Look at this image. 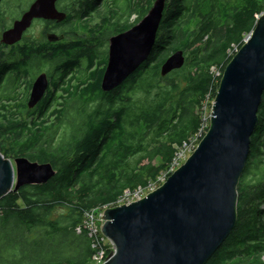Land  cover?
<instances>
[{"label": "trees", "instance_id": "16d2710c", "mask_svg": "<svg viewBox=\"0 0 264 264\" xmlns=\"http://www.w3.org/2000/svg\"><path fill=\"white\" fill-rule=\"evenodd\" d=\"M154 2L85 0L81 7L100 18L110 36L137 24ZM263 9L264 0H166L148 58L118 87L101 89L108 59L90 71L95 55H87L89 65L81 69L82 52L66 51L53 83L58 87L73 71L76 83L58 97L49 90L33 108L18 99L29 70L0 54V151L55 170L45 183L0 198V264H93L96 249L86 230H76L85 212L116 206L125 191L146 189L184 142L207 131L203 110ZM88 22L77 21L74 29L84 33ZM177 50L184 52V65L162 76L164 60ZM261 96L236 186V224L204 264H264V91Z\"/></svg>", "mask_w": 264, "mask_h": 264}, {"label": "water", "instance_id": "95a60500", "mask_svg": "<svg viewBox=\"0 0 264 264\" xmlns=\"http://www.w3.org/2000/svg\"><path fill=\"white\" fill-rule=\"evenodd\" d=\"M1 1V0H0ZM56 0H35L2 41L21 39L34 18L63 20ZM166 0H155L133 27L110 38L101 89L112 91L146 60L157 38ZM223 70L211 104L210 123L185 162L143 198L104 210L102 231L115 247L103 264H204L233 230L237 188L250 152L264 91V12ZM183 50L172 53L161 75L184 65ZM48 80L36 78L28 107L36 106ZM0 151V198L23 185L40 184L54 174L48 163L4 158Z\"/></svg>", "mask_w": 264, "mask_h": 264}, {"label": "flooded vegetation", "instance_id": "af4514ba", "mask_svg": "<svg viewBox=\"0 0 264 264\" xmlns=\"http://www.w3.org/2000/svg\"><path fill=\"white\" fill-rule=\"evenodd\" d=\"M29 1L27 6H24L25 2L21 0L0 1V40L4 31L13 27L14 22L22 17L23 13L29 9L35 0ZM83 1L85 0H56V10L66 15L63 20L34 18L19 41L13 44H5L0 41V54L4 56V51L8 49V53L15 58L13 62L22 61L25 64L23 68L29 70L28 75L24 78V83L20 87L21 94L18 99L29 100L33 84L36 78L42 74L46 75L48 85L41 100L45 99L50 92L49 90L52 89L55 97L61 94L64 95L61 89L67 86L69 82L71 84L76 83V81H73L74 71L65 76L64 81L58 87L55 86L53 81L59 76L57 62L59 58L67 53L66 51H72V53L74 51L82 52V56L78 60L81 69L88 67L89 58L87 55L90 54L95 55L90 71L101 68L104 60L107 61L110 38L113 35L109 36L106 33L103 21L100 18L93 19L90 16L92 12L87 11L86 14L83 12L84 8L81 7ZM81 14L85 15L80 17ZM86 20L89 21L88 31L83 33V31L74 29L73 24L75 22ZM37 27H39L38 35ZM83 61L85 66L81 64Z\"/></svg>", "mask_w": 264, "mask_h": 264}, {"label": "built area", "instance_id": "2783aa9c", "mask_svg": "<svg viewBox=\"0 0 264 264\" xmlns=\"http://www.w3.org/2000/svg\"><path fill=\"white\" fill-rule=\"evenodd\" d=\"M213 69L215 70L216 68H213ZM214 70H213V72H215ZM218 74H219V71L216 72V75H218ZM202 132H205V131L202 129L201 132H199L195 136H192V138H190L187 142H184L181 149L178 150L176 158L171 163V166L169 167V169H167L166 171L161 173L157 177V179L154 180V182L150 183L147 187L148 189L152 188L153 186L155 187V185H158V184L161 185L166 180L167 173L168 172L172 173L174 170L177 169V167H179L180 164H178V163L180 162V159H181L180 157L184 154V150H188V151L192 152V150L196 148L195 142L196 141L198 142V138H199L198 136H200L202 134ZM142 190H144V189H142ZM142 190H141V188H137L135 191H133L135 194H137L136 200H139L143 196ZM125 192L128 193V191H125ZM126 193H125V195H126ZM121 199L118 201V203L116 205L120 204ZM106 208L107 207L105 206L102 208L93 209V210L85 212L84 218H82V220H83L82 223L80 225H78L76 228L78 233L82 230L87 231L86 233L88 234L89 238L91 239V244H92L93 248L96 249V253L94 254V257H93V264H103L105 262V260L107 259L106 257L109 256V254L112 253L113 250H115V247L111 244V242L101 232V230H102L101 225L104 223V220L99 219V215H97V213H99V212H101V215H102L103 211ZM96 219L99 220L98 227H97L96 222H95ZM110 245H111V247H110ZM108 251H109V253H108Z\"/></svg>", "mask_w": 264, "mask_h": 264}, {"label": "rangeland", "instance_id": "374dc122", "mask_svg": "<svg viewBox=\"0 0 264 264\" xmlns=\"http://www.w3.org/2000/svg\"><path fill=\"white\" fill-rule=\"evenodd\" d=\"M6 0H4V2H5ZM21 1H24L25 3H24V6H27L28 5V3L30 2L29 0H21ZM75 11H76V9H75ZM262 12H264V9H263V11ZM134 19V17L131 19V20H133ZM39 34V27H37V35ZM247 37V36H246ZM245 37V38H246ZM9 52V50L8 49H6L5 51H4V56H3V60H4V62H6L7 64H10V63H12L13 61H14V59L15 58H13V56H11V54H9L8 53ZM85 62L83 61L81 64L83 65V66H85V64H84ZM214 70V69H213ZM215 71V74H216V72H218V71H216V69L214 70ZM134 73V72H133ZM129 77V76H128ZM212 103V102H211ZM211 105L209 106V105H207V106H205V108H204V115H205V117L206 118H210V113H211ZM208 121V120H207ZM195 145L197 146L198 145V142L196 141L195 142ZM192 154V152L191 151H188V150H184V154L180 157L181 159H180V162L178 163V164H180V165H182V163L183 162H185L186 161V159L190 156ZM15 158H13L12 160H14ZM179 165V166H180ZM159 185V184H158ZM158 185H155V187L153 186L152 188H147V189H144V190H142L143 191V196H145L147 193H149V192H151L153 189L155 190V189H157V187H159ZM137 194H135L134 192H128V193H126V195L121 199V201H120V204L119 205H121V204H128V203H130V202H132V201H136V196ZM59 214H60V211L58 210V211H55L54 213H53V215H52V218H57V217H59ZM97 215H99V218L100 217H102V216H104V211H103V214L101 215V212H99V213H97ZM98 218V217H97ZM98 221V222H97ZM96 225H97V227H98V224H99V220L98 219H96ZM101 222V221H100ZM103 225V224H102ZM101 225V226H102ZM102 228V227H101ZM102 231V230H101ZM103 233V232H102ZM110 247H111V245H110ZM114 251V250H113Z\"/></svg>", "mask_w": 264, "mask_h": 264}, {"label": "bare ground", "instance_id": "6f19581e", "mask_svg": "<svg viewBox=\"0 0 264 264\" xmlns=\"http://www.w3.org/2000/svg\"><path fill=\"white\" fill-rule=\"evenodd\" d=\"M208 124H209V123H208ZM205 133H206V132H205ZM193 150H194V149H193ZM193 150H192V152H193ZM179 167H180V166H179ZM177 168H178V167H177ZM163 183H164V182H163ZM163 183H162V184H163ZM143 197H144V196H142L141 198H143ZM141 198H140V199H141ZM107 208H108V207H107Z\"/></svg>", "mask_w": 264, "mask_h": 264}]
</instances>
